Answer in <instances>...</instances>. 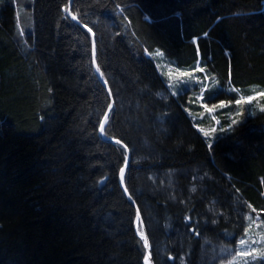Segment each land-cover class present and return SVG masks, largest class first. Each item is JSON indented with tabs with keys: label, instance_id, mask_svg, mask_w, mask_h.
<instances>
[{
	"label": "trees",
	"instance_id": "trees-1",
	"mask_svg": "<svg viewBox=\"0 0 264 264\" xmlns=\"http://www.w3.org/2000/svg\"><path fill=\"white\" fill-rule=\"evenodd\" d=\"M65 4L0 5V264H144L137 207L155 264H227L264 209V113L202 104L264 91V0H72L79 24ZM197 64L203 101L168 75Z\"/></svg>",
	"mask_w": 264,
	"mask_h": 264
},
{
	"label": "snow or ice",
	"instance_id": "snow-or-ice-1",
	"mask_svg": "<svg viewBox=\"0 0 264 264\" xmlns=\"http://www.w3.org/2000/svg\"><path fill=\"white\" fill-rule=\"evenodd\" d=\"M5 0H0V5L4 4ZM71 3V0H69V4ZM69 4H65L63 7V11L67 14L64 18L68 19V16L71 17V20L77 21L78 20V15L77 13H73L69 7ZM115 8H119V5H116ZM115 8L113 11H115ZM122 11V9H121ZM19 13L16 14L17 19H19ZM84 27L87 29L89 33H92V29L88 27L87 24H84ZM21 34H23V30H21ZM95 35V33H93ZM205 36H207V33H205ZM95 54V42L93 41V55ZM93 63H95V59L93 58ZM96 71L100 72V75L103 77L104 73L100 71V66L97 65ZM206 70L203 67H200L199 64L196 65L194 71H180L179 69H175L176 76H173L171 72L168 73L169 77L173 80L179 79V78H187V80H184V87L181 89V92H187L191 90L192 87H198L200 89L199 96L197 99L203 101L205 99V92L207 91V86L204 82V80H201L198 77H194V72H201L204 73ZM229 76H231V72H229ZM211 77L206 76L205 80H211ZM105 84L108 83L107 80L104 81ZM171 86V85H170ZM230 92H239V89L231 88L229 89ZM178 93L173 91L172 95L176 96ZM108 95H112V89L108 88ZM216 99V97H213L209 95L208 97V102H205L202 104V107L205 111L208 113H212L215 109L220 108L223 109L225 108L228 104L234 103L237 106H242V105H250L253 101L260 99L264 100V91L256 92L253 95L245 96V95H240L239 98L233 97L229 101H223L221 100L219 103H213L212 101ZM113 103H108L106 105L107 111H105L102 114V119L99 120L98 127H99V132L105 136H107L105 124L109 122V112L113 111ZM259 111L264 113V104L259 105ZM241 112H237L236 116H241ZM43 119V117H41ZM215 119V117H213ZM217 124L220 122L217 120ZM240 123L238 119H232L231 124L229 125V128L232 127V125H236ZM198 127V131L203 134L204 137H211L216 131V128H210V129H205L204 127ZM221 131H226V129L221 128ZM109 139H114L113 137H109ZM115 144L121 146L124 150H128V145L125 144L121 139H115ZM209 148L212 147L211 144L208 145ZM123 164L124 167H120L118 170L119 174V180L120 183L123 184L125 181V168L128 167V159L127 156L125 155L123 158ZM124 193H128V199H132V195L129 193V190L127 186L125 185L123 188ZM193 192L196 191V188L193 187L192 189ZM250 208V213L247 215L246 220H247V226L242 228L243 235L244 237L247 238H240L239 239V245L241 246L238 250L235 251L234 255H232V258L230 260H227V264H238V259L239 261L243 262V264H251L248 258H252L253 261L257 256L262 258V264H264V232H255L254 229L256 228H264V220L260 219V216L264 214V209H260L259 211L256 208H253L251 205H248ZM211 210V209H209ZM251 213H256L255 217ZM191 219V218H189ZM135 220L137 222L136 226V232L140 237V241L142 242V247L143 249L148 250L146 254H143L142 258L144 261V264H155L154 262V256L153 252L151 251L152 249V244L149 241V236L146 233L145 229L141 226L143 224V220L141 217V212L140 208H136L135 212ZM211 223L215 224L217 221L213 219ZM186 227H191V225H186ZM192 231L199 235V232L197 231L196 228H192ZM252 233V235H249ZM169 260L174 259L173 257L169 256ZM223 264V261L221 262Z\"/></svg>",
	"mask_w": 264,
	"mask_h": 264
},
{
	"label": "rangeland",
	"instance_id": "rangeland-1",
	"mask_svg": "<svg viewBox=\"0 0 264 264\" xmlns=\"http://www.w3.org/2000/svg\"><path fill=\"white\" fill-rule=\"evenodd\" d=\"M176 75H177V74H176ZM195 75H196V74H195V72H194V77H196ZM178 80H180V79H178ZM182 80H183V79H182ZM185 80H187V78H185ZM225 97H226V96L223 95L219 100H217V102H216V101H213V103H219L221 100L224 101V100H226ZM257 100H258V99H257ZM257 100H256V102H258L259 104L262 103V102L260 103V99H259L258 101H257ZM218 109H219V108L215 109L212 113H208V112L205 111V110H204V111H205V113H206L208 116H210L211 118L215 117V120L217 121L218 119H217L216 116H215V112H216ZM200 119H203V117L201 116ZM216 121H215V122H216ZM206 124H207V123H206ZM216 124H217V123H216ZM217 125H218V124H217ZM207 126H208V125H207ZM208 127H209V126H208ZM254 231H255V232H258V233H259V232H264V231L262 230V228H256V229H254ZM249 235H252V233H250ZM244 238H247V237H244ZM240 247H241V246L239 245L238 248H237L236 250H238ZM234 253H235V252H234ZM233 255H234V254H233ZM257 257H259V256H257ZM257 257H256V258H257ZM231 258H232V256H231ZM231 258H230V259H231ZM230 259H229V260H230ZM237 259H238V264H243V262L239 261V258H237ZM248 259H249V261H250V260H253L251 257L248 258Z\"/></svg>",
	"mask_w": 264,
	"mask_h": 264
},
{
	"label": "water",
	"instance_id": "water-1",
	"mask_svg": "<svg viewBox=\"0 0 264 264\" xmlns=\"http://www.w3.org/2000/svg\"><path fill=\"white\" fill-rule=\"evenodd\" d=\"M72 6V0H71V3H70V7ZM74 21V20H73ZM77 24H79L77 21H75ZM96 67H97V64H96V61H95V63H94V69H95V71H96ZM97 72V71H96ZM99 76V75H98ZM99 79H100V81L103 83V84H105L104 83V80L99 76ZM108 115H109V113H108ZM101 134V133H100ZM101 136L103 137V134H101ZM104 138V137H103ZM109 142H111V143H114L115 144V141H109ZM130 202H133L132 201V199L130 200ZM146 251H148V250H146Z\"/></svg>",
	"mask_w": 264,
	"mask_h": 264
},
{
	"label": "bare ground",
	"instance_id": "bare-ground-1",
	"mask_svg": "<svg viewBox=\"0 0 264 264\" xmlns=\"http://www.w3.org/2000/svg\"><path fill=\"white\" fill-rule=\"evenodd\" d=\"M70 9H71V7H70Z\"/></svg>",
	"mask_w": 264,
	"mask_h": 264
}]
</instances>
